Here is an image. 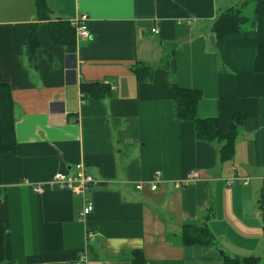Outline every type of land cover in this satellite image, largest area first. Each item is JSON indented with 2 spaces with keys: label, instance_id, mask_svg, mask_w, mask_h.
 Here are the masks:
<instances>
[{
  "label": "crops",
  "instance_id": "crops-1",
  "mask_svg": "<svg viewBox=\"0 0 264 264\" xmlns=\"http://www.w3.org/2000/svg\"><path fill=\"white\" fill-rule=\"evenodd\" d=\"M45 1L39 21L35 0H0V84L16 141L13 153L0 150L3 264H74L81 252L87 264H131L135 251L144 264H223L219 251L264 264V74L253 70L264 18L218 39L212 24L243 0ZM81 15L89 37L54 43L49 22ZM139 63L153 68L150 82L136 81ZM171 76L201 93L197 116L217 118L222 134L232 115L245 117L230 161H220L221 143L196 140L178 120ZM82 83L103 88L83 99ZM77 164L97 181L85 217L82 196L32 190L55 173L74 176ZM193 171L199 178L183 183ZM203 223L214 245H184L183 226Z\"/></svg>",
  "mask_w": 264,
  "mask_h": 264
},
{
  "label": "trees",
  "instance_id": "trees-1",
  "mask_svg": "<svg viewBox=\"0 0 264 264\" xmlns=\"http://www.w3.org/2000/svg\"><path fill=\"white\" fill-rule=\"evenodd\" d=\"M254 2L253 17L264 18V0H243L239 5L232 6L224 10L211 26V32L216 38L223 39L231 34L242 32L252 22V18L244 15L249 2ZM37 19L46 20L48 17V8L45 0H35ZM67 21L49 22V35L54 43L61 46H72L75 44V31ZM37 24L30 27L28 39L25 44L26 55L32 60L34 53L38 48ZM173 54V52H172ZM171 54V55H172ZM168 71V64H164ZM253 70L257 74H264V44L258 47L253 64ZM138 83H147L152 80L153 68L136 64L131 69ZM171 86L175 91V100L177 105V118L180 122H189L193 125L196 140L206 143H221L219 148V158L221 162H228L234 154V142L245 117L234 114L231 117V123L228 131L222 134L220 123L217 118L201 119L197 116V106L202 98L199 91L178 88L171 76ZM103 88V87H100ZM97 84L82 83L80 91L83 99L94 98L95 90L100 89ZM10 89L4 84H0V150L2 153H13L16 148L14 136V118L13 103L10 95ZM209 219V217H206ZM264 219V216H262ZM6 227L0 221V264L5 261L4 238ZM181 237L184 245H214V237L207 228L206 223L202 225H184ZM223 264H258V257L230 258L221 251L218 253ZM131 264H144L142 254L135 251L131 254Z\"/></svg>",
  "mask_w": 264,
  "mask_h": 264
},
{
  "label": "built area",
  "instance_id": "built-area-1",
  "mask_svg": "<svg viewBox=\"0 0 264 264\" xmlns=\"http://www.w3.org/2000/svg\"><path fill=\"white\" fill-rule=\"evenodd\" d=\"M87 16L81 15L77 20L70 23L75 31L77 38H88L89 33L87 29ZM158 30L153 29L151 33L158 34ZM74 176L63 173H55L51 176L46 185H37L33 186L32 190L34 193H42L45 187L55 189L58 191H69L73 194L80 195L83 198V209L81 216L85 217L91 213L93 210V204L86 198V193L89 188L96 186L97 181H95L89 174L86 173L85 168L82 164H77L74 167ZM232 173L235 174V169L232 170ZM159 172L154 173V180L150 183V188L152 191L157 188V181L159 178ZM199 178V172L193 171L186 176L183 183H187L191 180ZM235 180V176L228 181V184H232ZM140 185L137 186L139 190ZM94 237L93 233H87L86 238L92 239ZM87 255L84 252L77 257L74 264H87Z\"/></svg>",
  "mask_w": 264,
  "mask_h": 264
},
{
  "label": "rangeland",
  "instance_id": "rangeland-1",
  "mask_svg": "<svg viewBox=\"0 0 264 264\" xmlns=\"http://www.w3.org/2000/svg\"><path fill=\"white\" fill-rule=\"evenodd\" d=\"M253 9H254V2L251 1L248 3L246 9L244 10V15L249 17V18H252L253 17L252 16L253 15Z\"/></svg>",
  "mask_w": 264,
  "mask_h": 264
}]
</instances>
